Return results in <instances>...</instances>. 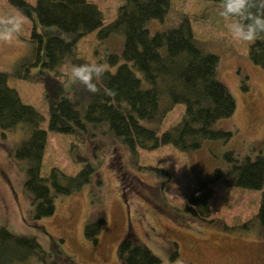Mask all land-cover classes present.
<instances>
[{
  "label": "rangeland",
  "instance_id": "374dc122",
  "mask_svg": "<svg viewBox=\"0 0 264 264\" xmlns=\"http://www.w3.org/2000/svg\"><path fill=\"white\" fill-rule=\"evenodd\" d=\"M35 5L37 0H26ZM104 13V26L111 23L124 0H89ZM219 4L206 0H171L163 20L148 24L151 34L177 28L190 20L195 38L204 49L220 59L218 78L236 102L233 116L220 120L215 128L231 132L229 140H209L198 150L183 152L172 145L156 150L128 148L102 122L85 118L95 94L80 84H72L66 75L68 63L103 62L110 73L123 64L124 36L112 33L102 36L95 30L77 37L56 26H44L19 11L8 0H0V14L25 18L18 37L11 43H0V73L16 89L26 104L44 116L41 128L47 131V144L42 175L53 168L76 175L85 163L94 168L90 182L72 195L55 199L56 212L36 219L32 197L25 189L29 162L15 157L16 151L29 138L22 127L0 129V227L16 236L35 238L48 261L73 259L78 264H122L118 256L123 238L131 233L138 243L160 258L162 264H264V239L260 228H244L257 213L261 190L227 186L230 163L225 155L244 161L264 155V71L251 61L249 47L254 42L235 40L227 28L231 21L218 14ZM234 19V18H233ZM45 43L50 37L67 42L76 40L74 53L54 70L32 65L28 73L19 67L38 47L33 32ZM44 50L42 53L44 55ZM111 56H118L115 63ZM29 69V68H28ZM137 72V71H136ZM27 74L28 77H21ZM142 77L140 72H137ZM58 82L56 84L55 82ZM53 85L48 91L47 84ZM57 94L77 104L84 128L64 118L63 127L73 133L49 129L51 97ZM184 105L175 106L166 117L143 120L142 125L163 133L179 123ZM224 173L213 185L210 218L193 219L185 210L192 185L211 181L217 172ZM99 182V184L97 183ZM104 218L99 242L85 236V226ZM214 221V222H212ZM178 252L177 256H173ZM17 264H43L29 256Z\"/></svg>",
  "mask_w": 264,
  "mask_h": 264
},
{
  "label": "trees",
  "instance_id": "16d2710c",
  "mask_svg": "<svg viewBox=\"0 0 264 264\" xmlns=\"http://www.w3.org/2000/svg\"><path fill=\"white\" fill-rule=\"evenodd\" d=\"M19 11L44 26H56L77 37L87 36L101 29L102 36L122 34L124 63L115 73L106 72L87 107L88 121L102 122L109 130L136 153V150H156L172 145L183 152L198 150L209 140L227 141L231 132L217 130L216 124L234 115L236 102L220 82V59L207 52L195 38L190 20L185 19L174 29L151 34L148 24L163 20L171 0H124L115 19L104 26V13L89 0H37L32 5L26 0H8ZM215 4L221 0H206ZM253 11H256L253 9ZM33 40L39 45L31 57L21 60L19 67L27 70L32 65L54 70L70 54L74 53L76 40L67 42L50 37L45 43L36 31ZM44 50V55L42 53ZM248 56L264 71V33H260L249 47ZM118 56H111L115 63ZM29 68V69H28ZM142 74V77L137 72ZM21 77L27 78L24 74ZM58 84V82L51 79ZM49 82L47 90L53 85ZM57 94L51 97L49 129L61 133H73L72 127H63L64 118L84 128L77 104ZM184 105L181 121L163 133L142 125L143 120L163 119L175 106ZM45 121L34 106L22 101L18 91L8 84V76L0 73V129L25 128L30 136L16 151L15 157L29 162L25 189L31 195L36 219L52 216L56 212L55 199L72 195L90 182L94 168L85 163L76 175H68L53 168L48 176L42 175V163L47 144V131L41 128ZM226 159L232 163L227 186L248 190H261L264 185V155L240 161L234 152ZM224 172L219 170L211 181H199L192 185L185 210L196 220L208 221L210 201L214 196L213 185ZM99 184V182H97ZM214 222V221H212ZM104 218L85 226V236L94 244L99 236ZM259 227L264 239V193L257 213L244 228ZM35 238L16 236L0 227V264H17L29 256H37L43 264H78L71 258L64 261H48ZM178 255L177 249L174 257ZM122 264H162L159 257L142 246L131 233L127 234L118 250Z\"/></svg>",
  "mask_w": 264,
  "mask_h": 264
},
{
  "label": "clouds",
  "instance_id": "9594fccd",
  "mask_svg": "<svg viewBox=\"0 0 264 264\" xmlns=\"http://www.w3.org/2000/svg\"><path fill=\"white\" fill-rule=\"evenodd\" d=\"M218 14L231 21L226 26L235 40L253 42L264 33V0H221ZM24 22L22 15L0 14V43L11 44ZM107 71L108 66L103 62H69L66 75L72 84L83 85L86 91L96 94Z\"/></svg>",
  "mask_w": 264,
  "mask_h": 264
}]
</instances>
